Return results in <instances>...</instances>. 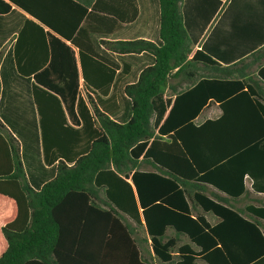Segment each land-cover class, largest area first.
<instances>
[{
    "label": "trees",
    "instance_id": "1",
    "mask_svg": "<svg viewBox=\"0 0 264 264\" xmlns=\"http://www.w3.org/2000/svg\"><path fill=\"white\" fill-rule=\"evenodd\" d=\"M10 1L60 30L51 14H41L45 9L40 4L49 5L50 0H35L39 5ZM81 2L86 7H81L76 28L93 0ZM159 2L160 45L146 39L103 41L118 53L146 51L155 56L137 82L125 87L131 118L117 122L93 101V125L98 130L89 149L72 164L60 160L56 176L40 190L30 184L20 143L0 119V264H156L142 245L149 238H138L128 219L137 227H144V219L150 237L147 251L163 263L198 264L201 257L209 264H243L240 255L229 256L227 251L230 217L253 230L254 248L258 238L264 244L256 223L205 194L191 196L184 187L190 181L211 183L238 197L246 191L249 174L253 188L264 191V141L257 140L264 134V46L228 66L202 51L191 56L183 0ZM10 9L6 0H0V12ZM62 48L68 53L65 44ZM169 91L175 95L173 103ZM225 99L233 106L231 113L195 125L209 101ZM210 124L232 129L240 140L220 147L219 157L225 160L214 166L200 163L202 143L196 141ZM142 153L143 160L160 172L143 169ZM204 168L208 170L201 173ZM189 198L223 221L211 226L203 216H193ZM252 212L264 218V207ZM169 227L176 236L168 235ZM181 235L201 251L187 243L179 245ZM241 239L236 242L242 250L244 236Z\"/></svg>",
    "mask_w": 264,
    "mask_h": 264
},
{
    "label": "crops",
    "instance_id": "2",
    "mask_svg": "<svg viewBox=\"0 0 264 264\" xmlns=\"http://www.w3.org/2000/svg\"><path fill=\"white\" fill-rule=\"evenodd\" d=\"M73 1L50 0L49 5L40 4L45 9L41 14H51V21L60 30L10 0L6 2L11 9L0 12V119L19 141L27 178L36 190L56 176L60 160L72 164L89 149L98 130L93 125V101L117 122L131 118L132 103L125 87L137 82L142 70L155 63V56L146 51L118 53L108 49L103 41L146 39L162 43L159 0H93L77 28L81 7L86 6L81 0ZM182 5L184 24L193 42L191 56L202 51L222 66H228L264 46V0H183ZM62 44L69 48L68 53ZM169 94L173 103L175 95L171 91ZM232 108L227 99L211 100L194 123L201 126L219 120L225 111L231 113ZM259 139L264 141V134ZM196 141L202 143L200 163L214 166L225 160L219 157L220 147L240 140L232 129L210 124ZM143 158L144 153L139 161ZM143 163V169L160 172L151 161ZM246 175V191L238 197L211 183L190 181L183 186L191 196L205 194L238 212L256 223L264 234V218L252 212L264 207V191L255 190L254 179L250 175L246 179ZM189 204L193 216H203L211 226L223 221L217 213L204 210L190 198ZM243 225L230 217L229 256L240 255L243 264H264V244L258 238L259 245L254 248L253 230ZM167 233L176 236L171 227ZM243 236L245 246L241 250L236 240H242ZM186 243L201 251L188 236L181 235L179 245ZM200 261L209 264L201 257L198 264Z\"/></svg>",
    "mask_w": 264,
    "mask_h": 264
},
{
    "label": "rangeland",
    "instance_id": "3",
    "mask_svg": "<svg viewBox=\"0 0 264 264\" xmlns=\"http://www.w3.org/2000/svg\"><path fill=\"white\" fill-rule=\"evenodd\" d=\"M128 221H129V223H130L131 225H133L134 227L137 228V230H138V233H137L138 238H143V239H145V238L147 237V235H146V231H145V229H144L143 227H137V226H136V223H135L134 221L130 220V219H128ZM142 243H143L142 245H143L144 248H145V250H144L145 255H146L149 259L153 260L156 264H176V262H173V263H163L158 257L153 256V255H152V252L147 251V250H149V247H150L149 242L147 243L146 241H143ZM200 264H207V263L204 262V261H200Z\"/></svg>",
    "mask_w": 264,
    "mask_h": 264
},
{
    "label": "built area",
    "instance_id": "4",
    "mask_svg": "<svg viewBox=\"0 0 264 264\" xmlns=\"http://www.w3.org/2000/svg\"><path fill=\"white\" fill-rule=\"evenodd\" d=\"M246 179H250V176L249 175H246Z\"/></svg>",
    "mask_w": 264,
    "mask_h": 264
}]
</instances>
